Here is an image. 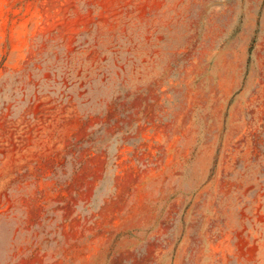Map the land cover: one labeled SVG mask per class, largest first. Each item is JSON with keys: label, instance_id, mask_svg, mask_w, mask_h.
Wrapping results in <instances>:
<instances>
[{"label": "rangeland", "instance_id": "obj_1", "mask_svg": "<svg viewBox=\"0 0 264 264\" xmlns=\"http://www.w3.org/2000/svg\"><path fill=\"white\" fill-rule=\"evenodd\" d=\"M0 264H264V0H0Z\"/></svg>", "mask_w": 264, "mask_h": 264}, {"label": "bare ground", "instance_id": "obj_2", "mask_svg": "<svg viewBox=\"0 0 264 264\" xmlns=\"http://www.w3.org/2000/svg\"><path fill=\"white\" fill-rule=\"evenodd\" d=\"M241 44H242V43H241ZM234 45H235V44H234ZM218 62H219V61H218ZM214 67H215V66H214ZM230 68H231V66H230ZM230 68H229V69H230ZM215 69H218V68H215ZM215 69H214V70H215ZM221 69H222V68H221ZM233 70H234V69H232V71H233ZM216 71H217V70H216ZM223 71H224V70H223ZM228 71H229V70H228ZM230 72H231V70H230ZM233 72H234V71H233ZM216 73H218V72H216ZM223 73H225V72H223ZM228 73H229V72H228ZM231 74H232V73H231ZM219 75H221V74H219ZM232 75H233V74H232ZM234 75H235V74H234ZM229 76H230V75H229ZM224 77H226V75H225ZM224 77H223V79H225ZM227 79H228V78H227ZM230 80H231V78H230ZM231 81H232V80H231ZM227 82H228V81H226V83H224L223 85H225V84L227 85ZM229 83H230V81H229ZM231 83H232V82H231ZM183 190H184L185 192H187V191H188V188H187V189H183Z\"/></svg>", "mask_w": 264, "mask_h": 264}]
</instances>
